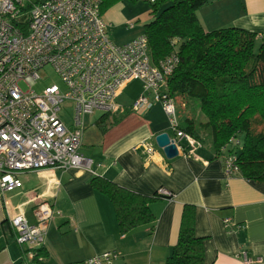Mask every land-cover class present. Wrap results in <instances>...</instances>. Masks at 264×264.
<instances>
[{
    "label": "crops",
    "instance_id": "obj_1",
    "mask_svg": "<svg viewBox=\"0 0 264 264\" xmlns=\"http://www.w3.org/2000/svg\"><path fill=\"white\" fill-rule=\"evenodd\" d=\"M127 1L132 2L116 0L101 13L107 31L128 29L134 9ZM197 15L206 31L239 27L257 33L264 41V0H211ZM142 32L143 28L128 36L117 33L110 39L119 45ZM141 92L142 88L134 98ZM130 104L120 105L128 108ZM181 106L188 105L182 102ZM194 109L190 105L188 112ZM161 113L166 117L159 103L142 111L129 108L103 133L99 124L107 123L104 113L86 115L79 151L91 161L89 167H46L20 173L22 186L0 194V264H66L106 251L115 253L114 264H166L185 204L194 207V232L203 238L206 264H264V181L238 173L228 175L224 154L213 157L203 144L190 151L183 139L179 154L166 158L154 140L156 134L169 130ZM144 143L151 144L154 151L148 152ZM94 176L141 195L151 196L164 188L172 196L151 201V223L121 233L112 203L91 186ZM41 202L60 213L54 215L45 233L43 259L27 262L8 218L20 209L33 224L34 208ZM241 251L247 252L250 263H244Z\"/></svg>",
    "mask_w": 264,
    "mask_h": 264
},
{
    "label": "built area",
    "instance_id": "obj_2",
    "mask_svg": "<svg viewBox=\"0 0 264 264\" xmlns=\"http://www.w3.org/2000/svg\"><path fill=\"white\" fill-rule=\"evenodd\" d=\"M101 1L45 0L26 8L28 0H0V194L20 188L18 175L25 171L89 167L91 161L79 151L85 116L125 111L115 98L133 80L141 83L142 92L128 107L131 111L160 103L179 152L182 139L190 151L201 145L178 128L176 106L166 90L175 57L152 63L143 32L115 44L101 17ZM45 65L59 74L63 88L52 83L40 92L34 90ZM65 102L72 108L70 125L59 115ZM143 146L148 152L154 151L151 144ZM224 164L228 175L237 172L234 155L226 157ZM156 193L162 198L172 196L164 188ZM59 213L41 202L34 208L33 224L20 209L8 218L27 262L42 259L38 249L51 220ZM225 222L227 225L228 219ZM240 256L244 263L252 261L246 251ZM115 257L114 252L106 251L66 264H114Z\"/></svg>",
    "mask_w": 264,
    "mask_h": 264
},
{
    "label": "trees",
    "instance_id": "obj_3",
    "mask_svg": "<svg viewBox=\"0 0 264 264\" xmlns=\"http://www.w3.org/2000/svg\"><path fill=\"white\" fill-rule=\"evenodd\" d=\"M115 1L102 0L101 13ZM146 1L150 19L143 24V33L151 62L175 57L173 72L167 77L169 96H179L184 106L195 108V114L198 109L191 99H196L206 118L196 124L188 117L178 128L201 145L206 143L213 157L234 155L236 173L242 177L264 181V41L239 27L206 31L197 11L211 0ZM34 3L29 1L26 8ZM126 112L127 107L122 113L102 114L107 123L99 124L101 132ZM90 183L112 203L121 233L154 220L149 204L159 197L157 193L141 195L102 176L92 177ZM43 253L39 248L38 256ZM166 264H206L203 238L194 232L192 204L183 207L177 240Z\"/></svg>",
    "mask_w": 264,
    "mask_h": 264
},
{
    "label": "rangeland",
    "instance_id": "obj_4",
    "mask_svg": "<svg viewBox=\"0 0 264 264\" xmlns=\"http://www.w3.org/2000/svg\"><path fill=\"white\" fill-rule=\"evenodd\" d=\"M31 2H35V3H39L42 0H28ZM126 5H129V7L133 8L134 10L132 11L133 13H131V21L127 22V28L121 27V28H110L108 30V35L109 37H114V35H116L117 33H120L122 36H128L131 33L134 32H141L142 28H143V22L148 21L150 18V6L148 1L146 0H136L135 2H129L127 1ZM141 14V17H138ZM138 19V21H137ZM134 28V29H133ZM130 29H133L130 31ZM39 75L41 77V79H39L37 81V83L34 85V90L36 92H40L43 87L47 84H58L60 86V88L64 87V84L62 82L61 77L59 76V74H57V72L50 66V65H45L40 71H39ZM20 86L25 89L26 85L24 83H21ZM141 91V85L139 82L134 81L132 83H130L123 92H120L117 96L116 102L118 105H127L129 104V102L131 103V101L133 100L134 96L139 93ZM175 106H176V119L178 124H185L183 123L185 119H187L188 117L192 118L193 120L196 121V124H198V122H205L206 118L205 116L199 111L198 108V102L196 99H191V102L196 104L197 107V113L195 114L194 112L189 113L188 112V107L183 108L182 105V99L179 96H174L173 99ZM160 107V106H159ZM61 110L59 112V115H61L62 119L65 121V123L67 125L71 124V116H72V108L71 105L68 102H65V104L63 106H61ZM162 114V113H161ZM99 115V113H96V117ZM164 116V114H162ZM94 116V115H93ZM86 118V117H85ZM164 119L166 121V123H168L166 117L164 116ZM169 124V123H168ZM168 133L172 134L171 130H168ZM205 144V147L207 146L206 143H203V146Z\"/></svg>",
    "mask_w": 264,
    "mask_h": 264
},
{
    "label": "water",
    "instance_id": "obj_5",
    "mask_svg": "<svg viewBox=\"0 0 264 264\" xmlns=\"http://www.w3.org/2000/svg\"><path fill=\"white\" fill-rule=\"evenodd\" d=\"M154 140L166 158H173L179 154L178 147L168 132L164 131L156 134Z\"/></svg>",
    "mask_w": 264,
    "mask_h": 264
}]
</instances>
